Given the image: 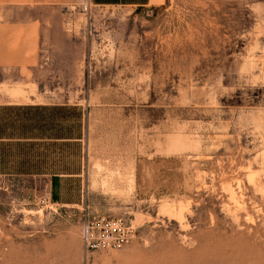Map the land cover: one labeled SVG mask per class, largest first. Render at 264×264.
<instances>
[{
  "label": "rangeland",
  "instance_id": "1",
  "mask_svg": "<svg viewBox=\"0 0 264 264\" xmlns=\"http://www.w3.org/2000/svg\"><path fill=\"white\" fill-rule=\"evenodd\" d=\"M84 2L0 8L2 94L74 133L0 168V264H264V0Z\"/></svg>",
  "mask_w": 264,
  "mask_h": 264
},
{
  "label": "crops",
  "instance_id": "2",
  "mask_svg": "<svg viewBox=\"0 0 264 264\" xmlns=\"http://www.w3.org/2000/svg\"><path fill=\"white\" fill-rule=\"evenodd\" d=\"M39 3L41 0H37ZM57 1V0H51ZM100 7H131L134 10L147 6L149 0H90ZM157 0H150L154 2ZM149 2V3H150ZM26 0H0V8L11 16L4 18L9 37L10 34L18 33L25 27V18L20 16L24 11ZM10 31H12L10 33ZM1 38V35H0ZM23 48L17 45L18 62L14 64L0 63V168H25L27 166V143L53 144L61 143V148L66 149L68 143L72 148L74 141L73 121L68 127V108L65 106L40 107L28 106L23 101L11 99L2 94L1 86L7 84L9 87L24 86L25 65L24 58L20 63V55L24 57ZM71 111V110H70ZM72 112V111H71ZM37 115V117H35ZM41 145V146H42ZM41 155V153H40ZM72 158V150L71 155ZM41 158V156H40ZM36 167H59L57 163H35ZM67 166V165H65ZM60 175H52L59 182ZM57 196V194H56ZM57 196V202H58Z\"/></svg>",
  "mask_w": 264,
  "mask_h": 264
},
{
  "label": "trees",
  "instance_id": "3",
  "mask_svg": "<svg viewBox=\"0 0 264 264\" xmlns=\"http://www.w3.org/2000/svg\"><path fill=\"white\" fill-rule=\"evenodd\" d=\"M51 189H52V195H51L52 201L54 203H57V196H56L57 181H56V178L52 179Z\"/></svg>",
  "mask_w": 264,
  "mask_h": 264
},
{
  "label": "bare ground",
  "instance_id": "4",
  "mask_svg": "<svg viewBox=\"0 0 264 264\" xmlns=\"http://www.w3.org/2000/svg\"><path fill=\"white\" fill-rule=\"evenodd\" d=\"M160 1L162 2V0H157V1H154V2L156 3V2H160ZM161 2H160V3H161ZM140 167H141V166H140ZM141 168H142V167H141ZM152 169H153V168H152ZM149 172H150V171H149ZM47 183H48V182H47ZM166 210H167V208H166ZM182 210H183V209H182ZM172 211H173V210H172ZM172 211H171V212H172ZM171 212H170V213H171ZM179 212H180V211H179ZM38 214H39V213H38ZM179 214H180V213H179ZM160 215H161V214H160ZM172 216H173V214H172ZM175 217H176V216H175ZM180 217H181V216H180ZM180 217H179V218H180Z\"/></svg>",
  "mask_w": 264,
  "mask_h": 264
},
{
  "label": "built area",
  "instance_id": "5",
  "mask_svg": "<svg viewBox=\"0 0 264 264\" xmlns=\"http://www.w3.org/2000/svg\"><path fill=\"white\" fill-rule=\"evenodd\" d=\"M85 0H80V4H81V6H83V4H84V6H83V9H85V4H86V2H84Z\"/></svg>",
  "mask_w": 264,
  "mask_h": 264
}]
</instances>
